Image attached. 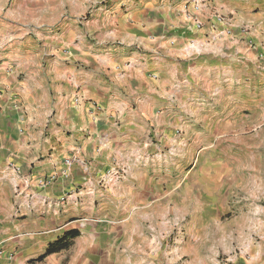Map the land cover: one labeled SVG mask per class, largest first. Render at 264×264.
<instances>
[{"label": "crops", "instance_id": "obj_1", "mask_svg": "<svg viewBox=\"0 0 264 264\" xmlns=\"http://www.w3.org/2000/svg\"><path fill=\"white\" fill-rule=\"evenodd\" d=\"M196 1L11 0L0 15V264L91 263L106 228L81 220L156 199L168 176L151 130L203 117L205 96L232 113L241 95L264 100V0ZM211 9L247 26L253 48L219 31ZM73 229L68 250L31 262ZM217 237L203 256L249 264L248 235L233 248L239 236ZM254 259L264 264V247Z\"/></svg>", "mask_w": 264, "mask_h": 264}, {"label": "rangeland", "instance_id": "obj_2", "mask_svg": "<svg viewBox=\"0 0 264 264\" xmlns=\"http://www.w3.org/2000/svg\"><path fill=\"white\" fill-rule=\"evenodd\" d=\"M10 3L0 0V15L12 11ZM211 3L205 0L198 10ZM219 14L230 21L228 33L222 27L219 31L237 33L253 48L250 29L242 26L236 32L231 17ZM240 97L248 102L237 103L232 113L228 104L205 96L199 100L203 117L179 119L162 134L151 130L154 154L163 163L160 175L168 176L157 184L156 199L142 198L135 209L126 199L118 200L122 209L117 213L81 220L85 226L106 228L89 264H214L212 254L203 256L202 249L212 245L221 228L239 236L229 248L248 235V263L255 264V251L264 247V100ZM114 176L120 180L124 173ZM226 259L219 255L217 264H230Z\"/></svg>", "mask_w": 264, "mask_h": 264}, {"label": "trees", "instance_id": "obj_3", "mask_svg": "<svg viewBox=\"0 0 264 264\" xmlns=\"http://www.w3.org/2000/svg\"><path fill=\"white\" fill-rule=\"evenodd\" d=\"M79 235L80 232L75 229L64 232L56 240L49 243L48 246L45 248L44 252L40 256H38L35 260H32L31 262H41L45 257L51 254L68 250L71 247L73 240L77 238Z\"/></svg>", "mask_w": 264, "mask_h": 264}, {"label": "built area", "instance_id": "obj_4", "mask_svg": "<svg viewBox=\"0 0 264 264\" xmlns=\"http://www.w3.org/2000/svg\"><path fill=\"white\" fill-rule=\"evenodd\" d=\"M205 0H197L195 3V7L196 9H201L202 7H204ZM214 18V22L216 23V25H220L225 29V32L228 33L229 29H230V21L229 19H227L226 17H224L223 15L219 14L218 12L214 13L213 15ZM200 23L196 22V27L199 28L200 27ZM214 29V27H212ZM94 108L98 109V107L96 105H94ZM52 179L50 180H45L42 185L46 186L50 183Z\"/></svg>", "mask_w": 264, "mask_h": 264}]
</instances>
